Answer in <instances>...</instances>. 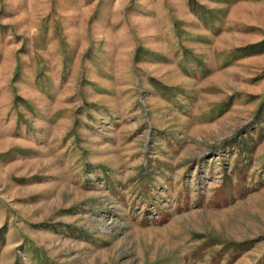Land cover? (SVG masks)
<instances>
[{
    "label": "rangeland",
    "instance_id": "1",
    "mask_svg": "<svg viewBox=\"0 0 264 264\" xmlns=\"http://www.w3.org/2000/svg\"><path fill=\"white\" fill-rule=\"evenodd\" d=\"M262 41L264 0H0V264H264Z\"/></svg>",
    "mask_w": 264,
    "mask_h": 264
},
{
    "label": "trees",
    "instance_id": "2",
    "mask_svg": "<svg viewBox=\"0 0 264 264\" xmlns=\"http://www.w3.org/2000/svg\"><path fill=\"white\" fill-rule=\"evenodd\" d=\"M251 49L254 50L253 53H255V54L264 53V41L260 42L259 44H256V45L251 46Z\"/></svg>",
    "mask_w": 264,
    "mask_h": 264
}]
</instances>
